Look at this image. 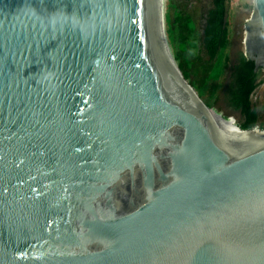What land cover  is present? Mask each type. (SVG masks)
<instances>
[{
	"label": "water",
	"instance_id": "95a60500",
	"mask_svg": "<svg viewBox=\"0 0 264 264\" xmlns=\"http://www.w3.org/2000/svg\"><path fill=\"white\" fill-rule=\"evenodd\" d=\"M205 108L159 0H0V264H264V129Z\"/></svg>",
	"mask_w": 264,
	"mask_h": 264
},
{
	"label": "trees",
	"instance_id": "16d2710c",
	"mask_svg": "<svg viewBox=\"0 0 264 264\" xmlns=\"http://www.w3.org/2000/svg\"><path fill=\"white\" fill-rule=\"evenodd\" d=\"M174 10L173 23L176 26V35H168L166 29L172 55L183 78L200 92L202 96L199 97L202 101L212 107L208 98L215 96V89L225 74L230 59L228 0H208L201 16L203 18L201 27H197L190 12H182L175 7ZM175 44H180V47ZM242 59L243 71L235 75L231 70L229 81L225 84L228 103L242 115L238 121L240 128L264 129V120L258 121L255 106L250 100V94L257 85L252 76L254 74H251L253 65L244 57Z\"/></svg>",
	"mask_w": 264,
	"mask_h": 264
},
{
	"label": "rangeland",
	"instance_id": "374dc122",
	"mask_svg": "<svg viewBox=\"0 0 264 264\" xmlns=\"http://www.w3.org/2000/svg\"><path fill=\"white\" fill-rule=\"evenodd\" d=\"M208 0H165L164 2V28L168 35H176V26L173 23L174 7L176 10L182 12L188 11L192 14L197 27H201L203 24L202 13L206 9V3ZM253 10V0H228V53L231 61H235L238 53L243 52V35H244V24L245 20L249 19ZM168 41V37L166 34ZM169 43V41H168ZM176 45V44H175ZM170 46V44H169ZM178 48L180 44L176 45ZM171 50V48H170ZM230 65L225 68V74L220 78L218 87L215 89V96L208 98L209 103L212 105L217 112L226 115L228 118V124L238 125V121L241 120L242 115L239 110L232 108L228 103L227 98V86L225 84L229 81ZM187 81V80H186ZM188 82V81H187ZM191 89L196 95H200L197 89H194L190 85ZM201 98V97H200ZM252 104L256 106L258 119L264 120V71L261 70L259 74V81L251 94ZM212 114V113H211ZM213 115V114H212ZM215 116V114L213 115ZM216 118H220L219 114L216 113ZM257 129V128H255Z\"/></svg>",
	"mask_w": 264,
	"mask_h": 264
},
{
	"label": "flooded vegetation",
	"instance_id": "af4514ba",
	"mask_svg": "<svg viewBox=\"0 0 264 264\" xmlns=\"http://www.w3.org/2000/svg\"><path fill=\"white\" fill-rule=\"evenodd\" d=\"M229 46H230V44H229ZM244 57L246 60H249V61H251L252 62V65H253V67H252V72H251V74H254V75H252L253 77H254V83H257L258 84V81H259V74H260V71L261 70H263L264 71V67H262V66H258L257 68H256V70L254 71V63H253V61L252 60H250L248 57H246L245 55H244V52H242V53H238V55H237V57L235 58V61H231V59H229V63H231V65H230V70H233V72H234V74L235 75H237L238 73H240V72H242L243 71V69H244V60L242 59V57ZM229 63H228V65H229ZM251 76V75H250ZM257 86V85H256ZM255 86V87H256ZM255 89V88H254ZM254 89H253V91H254ZM253 91L251 92V94L253 93ZM251 94H250V100H251ZM251 103H252V101H251ZM255 106V105H254ZM255 109H256V106H255ZM256 112H257V109H256ZM257 118H258V114H257ZM258 121L259 122H261L259 119H258Z\"/></svg>",
	"mask_w": 264,
	"mask_h": 264
},
{
	"label": "bare ground",
	"instance_id": "6f19581e",
	"mask_svg": "<svg viewBox=\"0 0 264 264\" xmlns=\"http://www.w3.org/2000/svg\"><path fill=\"white\" fill-rule=\"evenodd\" d=\"M164 2H165V0H159V9H160V11H162V12H164ZM166 34V33H165ZM209 107V106H208ZM210 108H212V107H210ZM206 109V108H205ZM214 108L213 109H206V111L209 113V114H215V116H213L212 114V116L214 117V119H216L218 122H219V124L222 126V127H224L226 130H228V131H230V132H236V130H235V125H233V124H228V121H224L223 119H222V116H221V114H219V112H217L216 110V112L219 114V116H220V118H216V113L214 112Z\"/></svg>",
	"mask_w": 264,
	"mask_h": 264
}]
</instances>
